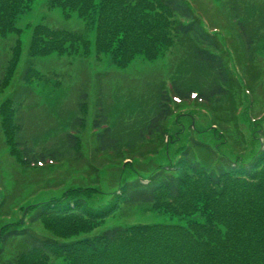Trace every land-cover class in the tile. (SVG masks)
I'll return each instance as SVG.
<instances>
[{"label": "trees", "instance_id": "trees-1", "mask_svg": "<svg viewBox=\"0 0 264 264\" xmlns=\"http://www.w3.org/2000/svg\"><path fill=\"white\" fill-rule=\"evenodd\" d=\"M33 4L34 0H0V34L15 31L17 17ZM48 4L59 8L66 18L76 13L87 26L95 25L96 54L111 56L118 67H127L138 56L154 60L161 51H173L185 43L189 45L185 56L191 55L193 62L188 71L212 75L204 91L193 77L183 81L189 76L187 70L175 73L169 87L164 82L159 85L153 113L139 131L140 136L156 137L158 148L170 137L166 125L173 115L174 99L208 101L224 96L227 86L236 80L227 67L218 35L204 24L193 0H48ZM234 21L241 33L237 37L254 49L246 18L234 16ZM90 52V41L83 34L46 24L34 26L20 75L23 85L0 106L3 125L14 123L16 111L22 109L37 78L43 87H61L60 74L41 72L34 63L36 56H88ZM13 53L11 72L22 53L21 42ZM102 75L105 73L96 74L97 80ZM88 87L82 81L77 89L78 115L71 123L74 131L64 136L73 157L81 153L80 131L90 117ZM99 97L90 122L96 150L114 152L119 148L118 133L109 122L106 100ZM254 133L261 147L253 156H229L217 146L195 139L166 164L155 163L142 175L122 176L106 204H96L75 190L35 203L23 224L8 226L0 234V261L6 257L5 264H56L53 262L59 260L61 264H264V127ZM16 145L26 166L59 159L57 150L37 152L26 139ZM127 146V152H135L132 145V149ZM136 205L163 208L187 221L99 228L121 206Z\"/></svg>", "mask_w": 264, "mask_h": 264}, {"label": "rangeland", "instance_id": "rangeland-1", "mask_svg": "<svg viewBox=\"0 0 264 264\" xmlns=\"http://www.w3.org/2000/svg\"><path fill=\"white\" fill-rule=\"evenodd\" d=\"M193 1L204 24L218 35L227 67L236 80L227 86L224 96L208 101L174 99L173 115L166 125L170 137L160 148L156 137L152 140L144 133L139 135L147 117L153 113V98L159 85L164 82L169 87L175 73L183 70L190 76L183 81L193 77L203 91L212 79L211 74L201 76L197 70L188 71L192 68L188 65H193L192 56H185L189 45L183 43L173 51L163 50L154 60L138 56L127 67H118L111 56L96 54L95 25L87 26L84 18L76 13L64 17L48 0H34L31 9L17 17L16 30L0 34V106L23 85L20 75L28 59L30 36L37 24L83 34L89 39L91 50L88 56L79 53L36 56L37 69L43 73H59L61 87H43L37 78L30 85L31 93L22 109L16 111L14 123L3 125L0 117V204L7 199L0 209V234L8 226L23 224L35 203L60 198L71 190L90 196L96 204H106L122 176L142 175L155 163L166 164L178 156L183 145L195 139L208 142L214 148L217 146L221 153L229 156L240 153L253 156L260 149L261 143L254 131L264 127V0ZM234 16L246 18L247 32L253 34L254 49H248L244 38L237 37L241 33L235 26ZM19 42L22 53L11 72L13 48ZM98 73L105 75L97 80ZM82 81L89 86L90 117L87 116L86 127L80 131L81 153L73 157L64 136L74 131L71 123L73 116L78 115L77 89ZM99 95L106 100L109 122L118 133L119 148L114 152L96 150L95 132L90 122ZM24 139L37 152L57 150L59 159L26 166L16 145ZM127 145L129 148L132 145L135 152L132 148L127 152ZM155 147V155H151ZM186 221L185 217L173 216L163 208L121 206L99 228L132 222L184 224ZM5 259L0 264H5ZM53 263L61 264V260Z\"/></svg>", "mask_w": 264, "mask_h": 264}]
</instances>
